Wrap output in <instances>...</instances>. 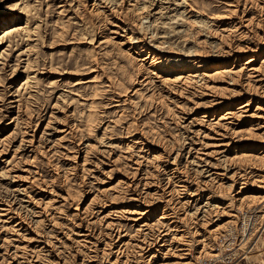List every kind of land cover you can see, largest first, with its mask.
<instances>
[{
  "label": "rangeland",
  "instance_id": "374dc122",
  "mask_svg": "<svg viewBox=\"0 0 264 264\" xmlns=\"http://www.w3.org/2000/svg\"><path fill=\"white\" fill-rule=\"evenodd\" d=\"M161 1L0 0V264H264V0Z\"/></svg>",
  "mask_w": 264,
  "mask_h": 264
},
{
  "label": "bare ground",
  "instance_id": "6f19581e",
  "mask_svg": "<svg viewBox=\"0 0 264 264\" xmlns=\"http://www.w3.org/2000/svg\"><path fill=\"white\" fill-rule=\"evenodd\" d=\"M154 1H157V0H100V2H102V3H104V4H106V5H109L110 7H112V9H115V8H117V7H119L122 3H129V4H132L131 5V8H132V10L134 11V12H140V13H144L145 15H144V17L142 16V18L140 19L141 21L143 20H146L147 21V19L149 18V14L151 15V10H154L156 7H155V2ZM160 1V9L163 11V10H167V9H169L170 8V6L168 7H164V6H162L161 5V0H159ZM165 1V0H164ZM163 1V2H164ZM170 1V0H169ZM159 3V2H158ZM169 3V2H168ZM171 3H174V2H171ZM181 4H182V2H181ZM181 4H180V6H181ZM173 5H179V4H173ZM162 6V7H161ZM176 6H174V8L176 7ZM154 7V8H153ZM177 7H179V6H177ZM177 7H176V9H177ZM152 8V9H151ZM171 10V9H170ZM169 10V11H170ZM166 12V11H165ZM155 14H157V15H161V14H159L158 12L157 13H155ZM163 14V13H162ZM165 16V15H164ZM161 17V16H160ZM164 18V17H163ZM168 19V18H167ZM176 18L174 17V18H170L169 19V21L168 22H172L173 24H174V22L176 21L175 20ZM150 20V19H149ZM148 22V21H147ZM154 22V21H153ZM143 22H141V27H142V30L143 31H147V35H148V33H149V35L151 34V28L153 27V25H154V23H153V25L151 24V23H149L148 25H146V26H144L143 24H142ZM145 24H147V23H145ZM167 24V23H166ZM171 24V23H170ZM201 24H203V22L201 23ZM175 25H176V23H175ZM206 25V24H205ZM166 26V25H165ZM15 30H13V31H9V32H7V33H4V35L2 36L3 37V39H7L8 37H9V34L11 33V32H14ZM148 31H150V32H148ZM153 32V31H152ZM152 35H154V34H152ZM151 35V36H152ZM156 36V35H155ZM131 38V37H130ZM152 38H153V36H152ZM133 40H134V38H133ZM132 41V40H131ZM142 52V51H141ZM252 62H254V61H250V62H248L247 63V65L248 64H251ZM243 107H241V109H242ZM228 115H231V113H229ZM227 115V116H228Z\"/></svg>",
  "mask_w": 264,
  "mask_h": 264
},
{
  "label": "built area",
  "instance_id": "2783aa9c",
  "mask_svg": "<svg viewBox=\"0 0 264 264\" xmlns=\"http://www.w3.org/2000/svg\"><path fill=\"white\" fill-rule=\"evenodd\" d=\"M242 238H243V236H242Z\"/></svg>",
  "mask_w": 264,
  "mask_h": 264
}]
</instances>
